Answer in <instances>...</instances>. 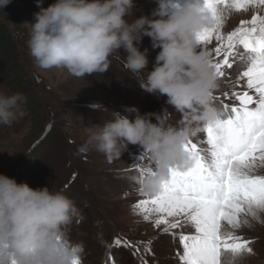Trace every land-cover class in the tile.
Masks as SVG:
<instances>
[{"label": "clouds", "instance_id": "obj_1", "mask_svg": "<svg viewBox=\"0 0 264 264\" xmlns=\"http://www.w3.org/2000/svg\"><path fill=\"white\" fill-rule=\"evenodd\" d=\"M11 0H0L5 8ZM39 11L29 24L26 41L29 56L44 70L66 69L82 78L106 73L111 58L123 60L139 88L190 119L181 127H166L157 113H140L126 106L123 115L95 125L81 151L92 148L108 159L119 158L129 144L141 146L154 164L141 180L146 193L157 191L169 177V169L185 167L190 157L185 142L200 129L215 123L219 112L212 103L218 78L208 56L197 51L196 36L213 21L200 0L174 7L167 18L140 16L129 19L134 0H55L47 7L36 0ZM166 7L160 0L158 12ZM149 37L151 48L159 49L152 70H148V48L138 43ZM126 56L120 55V50ZM23 93H0V125H11L24 115ZM93 110H108L99 102ZM153 117L155 121L153 122ZM78 209L62 191L32 188L0 174V264H74L82 251L66 239V229Z\"/></svg>", "mask_w": 264, "mask_h": 264}, {"label": "rangeland", "instance_id": "obj_2", "mask_svg": "<svg viewBox=\"0 0 264 264\" xmlns=\"http://www.w3.org/2000/svg\"><path fill=\"white\" fill-rule=\"evenodd\" d=\"M164 2L166 7L158 12L160 0H134L135 8L129 19L140 16L167 18L174 7L193 0ZM0 17L17 38L31 77L40 81L38 95L45 103L48 117L46 131L35 138L30 134L32 116L24 105L22 117L11 125H0V174L32 188L62 191L74 201L78 213L67 226L66 239L81 247L82 264H141V258L146 264H178L177 251L181 250L178 239L174 242L171 233L155 228L134 209L135 202L141 197L138 189L142 186L141 174L134 162L153 169L150 155L141 146L133 144H129L119 158L113 159L92 148L80 149L90 133L96 130L95 125H102L112 118L111 110L129 115L124 111L125 107L135 106L142 114L157 113L166 127L183 126L190 119L189 115L168 105L167 97L157 98L143 92L118 56L111 58L106 73L82 78L63 68L44 70L36 67L26 46L29 24L35 23L34 15L26 13L22 5L10 3L0 8ZM233 17L225 21L223 32L233 30L242 19L251 18V13ZM138 47L149 49L148 70L151 71L159 49L151 48L147 36ZM201 50L197 44V51ZM120 55L126 56L123 49ZM234 80V72L230 80L218 79L213 94L219 96L231 92ZM0 93L10 95L14 92L0 79ZM93 102L101 103L108 110L91 109L89 104ZM152 119L156 122L155 117ZM202 136V132H197L190 138L196 141ZM141 155L144 160H137ZM173 231L187 233L192 229L186 226ZM237 234L250 242L251 249L238 264H264V223L252 221ZM117 237L121 240L119 246L114 243ZM148 241H151L150 245Z\"/></svg>", "mask_w": 264, "mask_h": 264}, {"label": "snow or ice", "instance_id": "obj_3", "mask_svg": "<svg viewBox=\"0 0 264 264\" xmlns=\"http://www.w3.org/2000/svg\"><path fill=\"white\" fill-rule=\"evenodd\" d=\"M201 4L213 24L197 34L196 43L218 79L230 80L235 73L234 90L212 94L219 118L198 130L200 139L185 142L190 164L170 168L155 192L141 186L134 209L155 228L171 233L174 242L178 239V264H238L251 249L237 232L252 221L264 223V0ZM249 9L254 10L250 19L222 31L226 14ZM134 166L141 179L153 171L137 161ZM186 226L192 231H173ZM114 243L119 246L120 238ZM74 264H82L80 258ZM141 264H146L143 258Z\"/></svg>", "mask_w": 264, "mask_h": 264}, {"label": "trees", "instance_id": "obj_4", "mask_svg": "<svg viewBox=\"0 0 264 264\" xmlns=\"http://www.w3.org/2000/svg\"><path fill=\"white\" fill-rule=\"evenodd\" d=\"M55 0H42V6L47 7ZM11 3L23 6L26 13L34 15L39 11L36 0H11ZM0 79L14 93H23L26 97L24 106L32 116L31 137H39L46 131L48 117L45 103L39 97L40 81L37 77H31L28 67L24 62L12 29L0 17Z\"/></svg>", "mask_w": 264, "mask_h": 264}, {"label": "bare ground", "instance_id": "obj_5", "mask_svg": "<svg viewBox=\"0 0 264 264\" xmlns=\"http://www.w3.org/2000/svg\"><path fill=\"white\" fill-rule=\"evenodd\" d=\"M200 2L202 3L203 0H200ZM184 5V4H183ZM248 13H251V15L254 13V10L253 9H249L247 12H241V13H237L235 11L229 13V14H226V17H225V21L228 20L229 18L233 17V16H237V15H247ZM234 18V17H233ZM239 19V18H238ZM250 19V18H249ZM241 20V19H240ZM235 21V19H234ZM225 23V22H224ZM226 31V30H224Z\"/></svg>", "mask_w": 264, "mask_h": 264}]
</instances>
